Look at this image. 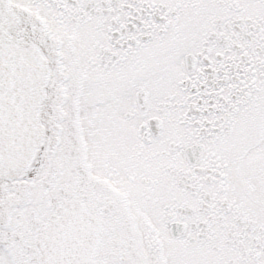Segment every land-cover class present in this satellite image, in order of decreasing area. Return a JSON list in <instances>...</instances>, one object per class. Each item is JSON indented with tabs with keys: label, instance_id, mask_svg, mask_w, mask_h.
Wrapping results in <instances>:
<instances>
[{
	"label": "snow or ice",
	"instance_id": "obj_1",
	"mask_svg": "<svg viewBox=\"0 0 264 264\" xmlns=\"http://www.w3.org/2000/svg\"><path fill=\"white\" fill-rule=\"evenodd\" d=\"M0 264H264V0H0Z\"/></svg>",
	"mask_w": 264,
	"mask_h": 264
}]
</instances>
